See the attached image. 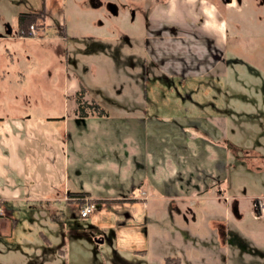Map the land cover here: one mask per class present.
I'll use <instances>...</instances> for the list:
<instances>
[{
    "label": "rangeland",
    "instance_id": "rangeland-1",
    "mask_svg": "<svg viewBox=\"0 0 264 264\" xmlns=\"http://www.w3.org/2000/svg\"><path fill=\"white\" fill-rule=\"evenodd\" d=\"M79 1V8H62L56 0H0V118L32 119L41 133H95L83 138L89 153L65 167L69 185L48 195L60 202L33 201L48 212L6 218L16 227L0 237V264H140L136 252L143 251L141 264L175 257L183 264H264V23L239 12L236 24H217L220 63L209 69V58L184 85L162 74L173 71L172 60L150 56L155 44L140 12L134 23L111 24ZM43 7L36 35L20 37L18 16ZM176 15L159 10L152 20L185 26ZM64 17L66 33L58 34ZM209 22L212 33L217 26ZM80 83L107 115L77 127ZM141 107L150 117L139 115ZM82 190L91 193L88 201L64 202ZM87 203L93 213L78 220Z\"/></svg>",
    "mask_w": 264,
    "mask_h": 264
},
{
    "label": "flooded vegetation",
    "instance_id": "flooded-vegetation-1",
    "mask_svg": "<svg viewBox=\"0 0 264 264\" xmlns=\"http://www.w3.org/2000/svg\"><path fill=\"white\" fill-rule=\"evenodd\" d=\"M84 1H87V4L91 5L94 9L99 10L102 14L101 16L106 18L111 24H114V21L118 20L126 21L127 18L134 23L138 19L137 11L140 12V16L144 19L146 28L150 31L152 44H155L150 56L162 64H165L168 60H172L176 67L173 66V71L170 72V74L166 69H164L165 71L162 70V74L165 77L170 76L174 79L177 78L180 83L181 81L185 83L192 71H198L197 73H199L201 69H206L209 58L212 59V61L213 59L215 60L211 63L209 69L215 66L217 67L220 63L219 52L221 50L217 45V33H209L206 29V26L210 24L209 19L210 21H214L213 24L216 26L217 24H230V22L236 24L237 21L239 22L236 13L252 12L261 23H264V0H83V2ZM46 2L47 0H43V3L46 4ZM56 3H60L62 8L63 6H68V3L77 8L81 6L79 0H62L61 2L56 0ZM249 7L251 9H248ZM170 8H172L173 12L177 11V15L181 14L185 20V26L182 25L183 21L180 22L181 19H173V21L167 22L162 18L158 19L156 23L153 22L152 19L157 11H165ZM209 11L211 13H209ZM38 13L41 16H45L46 20L44 7L43 11ZM128 14L129 17H126ZM100 20L101 19L98 18L97 22L100 26H103V22ZM66 26L67 19L64 17V21L60 24L57 33L65 34ZM219 30L221 31V28L218 27V31ZM227 32H229V29L225 28L223 30L224 37L228 36ZM20 37L24 36L20 33ZM127 39L132 42L130 37H127ZM166 42H169L170 46L165 45ZM149 44V40L143 42L145 54L147 53V46H149ZM130 46H132V44ZM131 50H134V47H129V49L127 48L124 52L129 54ZM136 50L137 49H135V52ZM135 54L137 55L138 51ZM130 56L134 57L133 55ZM192 58L196 61V63H193L196 64L194 67H192ZM152 66L156 67L159 71L161 70L155 63ZM209 69H207V72ZM232 201L235 202L236 200L233 199ZM256 204L257 211L261 212L259 203L257 202ZM233 211L235 212L236 210L234 209Z\"/></svg>",
    "mask_w": 264,
    "mask_h": 264
},
{
    "label": "crops",
    "instance_id": "crops-1",
    "mask_svg": "<svg viewBox=\"0 0 264 264\" xmlns=\"http://www.w3.org/2000/svg\"><path fill=\"white\" fill-rule=\"evenodd\" d=\"M211 30L217 33L218 26ZM148 115L147 112V117H150ZM54 120L47 118V123L55 122ZM63 120L68 122L69 118ZM75 120L78 127L81 121L76 117ZM33 121L0 118V206L4 211V215L0 217V237L13 235L16 223L6 218L11 217L14 212L24 213L32 218L33 214L47 213L48 206L33 205L31 202L61 201L60 198L48 195L56 194L62 187L69 185L70 178L65 173V167L71 160H78L81 152L87 153L88 150L89 153L91 143L83 138L95 136L93 131L67 130L57 133L51 130L41 133L32 129ZM74 154L77 155L76 158ZM168 171L170 165H167L166 177L169 176ZM45 188L48 190L43 197L42 190ZM77 192L91 194L84 190ZM68 194L64 202H67Z\"/></svg>",
    "mask_w": 264,
    "mask_h": 264
},
{
    "label": "trees",
    "instance_id": "trees-1",
    "mask_svg": "<svg viewBox=\"0 0 264 264\" xmlns=\"http://www.w3.org/2000/svg\"><path fill=\"white\" fill-rule=\"evenodd\" d=\"M42 19V16L39 13H21L18 16V26L20 33L22 36L26 37L29 35V29L31 26H38V21ZM74 101L76 104V108L74 110V116L80 120H85L90 118L91 116L95 115L98 118H103L107 115V111L104 108V105L101 104L100 100L96 99V97L93 96V94H89L88 88L85 84L80 83L78 91L74 95ZM145 98L146 95L144 94ZM86 98H89L88 100ZM142 110L138 109V112L140 111L141 116H144L145 111H143V107H141ZM145 112V113H141ZM90 199V194L86 192H73L68 194V200L67 203H76L81 204L82 202H85L87 199ZM93 203L96 202V200H92ZM97 203V202H96ZM1 205V203H0ZM1 207V206H0ZM81 209L79 208V216L78 220H82L84 218L81 217ZM87 219V218H86ZM6 238V237H2ZM46 240L49 242V239L46 238ZM50 244V242H49ZM45 251V250H44ZM63 254L65 253V250L61 251ZM146 254V251L143 252H136V256L140 257V264L144 263V258ZM137 258V257H136ZM139 259V258H138ZM123 264V263H121ZM164 264H183V260L181 257H175L171 259H166Z\"/></svg>",
    "mask_w": 264,
    "mask_h": 264
},
{
    "label": "built area",
    "instance_id": "built-area-1",
    "mask_svg": "<svg viewBox=\"0 0 264 264\" xmlns=\"http://www.w3.org/2000/svg\"><path fill=\"white\" fill-rule=\"evenodd\" d=\"M36 35L35 27L31 26L29 29V37H34ZM88 201V200H87ZM93 213V205L92 204H85L81 209V217L86 219L90 217V215ZM4 215L3 209L0 207V217Z\"/></svg>",
    "mask_w": 264,
    "mask_h": 264
},
{
    "label": "water",
    "instance_id": "water-1",
    "mask_svg": "<svg viewBox=\"0 0 264 264\" xmlns=\"http://www.w3.org/2000/svg\"><path fill=\"white\" fill-rule=\"evenodd\" d=\"M11 31H9V33H10ZM98 243H103V240L101 239V240H96Z\"/></svg>",
    "mask_w": 264,
    "mask_h": 264
}]
</instances>
